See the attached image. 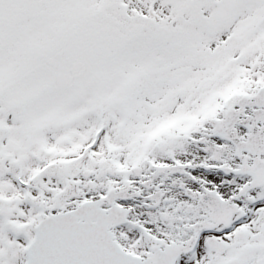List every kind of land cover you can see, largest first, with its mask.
I'll return each mask as SVG.
<instances>
[{
  "label": "snow or ice",
  "instance_id": "1",
  "mask_svg": "<svg viewBox=\"0 0 264 264\" xmlns=\"http://www.w3.org/2000/svg\"><path fill=\"white\" fill-rule=\"evenodd\" d=\"M0 264H264V0H0Z\"/></svg>",
  "mask_w": 264,
  "mask_h": 264
}]
</instances>
